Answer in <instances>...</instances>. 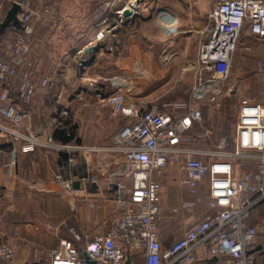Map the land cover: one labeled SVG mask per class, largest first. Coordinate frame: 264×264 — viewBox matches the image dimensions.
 Wrapping results in <instances>:
<instances>
[{
    "label": "built area",
    "instance_id": "2783aa9c",
    "mask_svg": "<svg viewBox=\"0 0 264 264\" xmlns=\"http://www.w3.org/2000/svg\"><path fill=\"white\" fill-rule=\"evenodd\" d=\"M205 1L209 7L207 24L192 67L194 84L188 99L140 110L135 104L127 103V96L132 93L128 84L116 79L109 92L100 80L93 79L86 91L100 98L112 118L124 117L131 122L121 129L112 147H85L57 143L51 136L43 139L41 130L25 131V117L13 98L14 89L4 84V80L19 77L21 85L16 94L22 103L36 95L39 88L31 81L32 69L26 55L35 23L52 19L53 11L43 1L33 10L31 0H0V27L13 3H19L22 9L18 15L22 24L20 35L3 38L2 46L9 50L10 57L4 60L0 54V118L4 121L0 124V134L13 145L21 144L16 149L19 154L46 147L59 157L69 153L105 155L102 165L88 166L90 175L82 180L85 185L94 184L102 198L114 199L119 211L118 219L105 236L79 249L74 242L81 241V236L73 232V240L62 241L59 248L48 253L46 264H86L83 253L95 264H125L128 258L135 264L132 257L136 255L144 256V264H254L255 257L249 251L259 244L258 229L248 225V220L255 208L264 204V104L248 99L240 102L231 153L225 152L226 139L221 140L216 151L198 150L188 134L201 123V107L214 101L231 82L239 49L264 70V0ZM133 2L121 11V17L127 9L132 12L131 18L141 13L140 4L134 8ZM114 30L112 27L97 34L99 48ZM251 39L254 43H248ZM171 58L168 53L163 56L164 62ZM86 62L80 64L82 76ZM47 83L44 80L41 85ZM69 113L63 106L57 118H66ZM201 156L207 162H202ZM245 157L259 161L253 187L237 173ZM11 164L15 165L16 161ZM172 168L179 173L180 186L192 194L196 195L200 185H204L207 207L213 213L189 228L181 240L165 248L160 239V179ZM95 169L100 170V178L94 174ZM55 180L69 196H77L75 179L63 170ZM88 204L100 208V203L91 197ZM195 206L196 202L185 200L174 212H187ZM119 239L126 245L120 244ZM18 246L17 237L1 244L0 261L17 264Z\"/></svg>",
    "mask_w": 264,
    "mask_h": 264
},
{
    "label": "crops",
    "instance_id": "0c3cea01",
    "mask_svg": "<svg viewBox=\"0 0 264 264\" xmlns=\"http://www.w3.org/2000/svg\"><path fill=\"white\" fill-rule=\"evenodd\" d=\"M120 3L122 9H125L132 0H121ZM201 9L199 11L188 9V7L187 10L182 7L174 9L161 5L154 12L152 20L139 24V27L134 18L121 17V13L108 15L106 23H100L99 19L89 22L93 13L86 16L77 13L72 18L69 16L71 14L60 12H53L50 20L36 22L31 38L32 48L42 46L44 50L48 47L58 52L56 56L50 58L49 62H45L51 66L56 65V71L53 74H47L45 71L31 70V81L38 86L39 90L27 103H22L16 94V90L21 85L19 77H9L4 80V84H9L14 89L12 90L13 98L25 117V131L41 130L40 135L43 139L51 136L57 143L66 144L57 139L56 134L59 131L69 130L67 121L72 118H57V112L63 106L74 112L77 99L87 92L86 86L93 79L106 83L104 85L109 92L113 90L112 81L116 79L128 84L131 88L133 51H140L142 47L146 52L145 58L143 57L146 69L143 81L146 85L151 83L155 87L151 90L146 88L147 90L145 89L136 97L127 96V103L135 104L140 110H147L152 105L162 106L164 103L187 100L191 89L181 94L183 99L180 100L174 96L168 100L167 91L157 94L153 90L160 87L163 89L167 87V84L170 85L176 81L177 73L184 65L186 69L195 65L199 41L203 38L201 35L207 24L209 7L206 1ZM111 27L116 28L99 48L97 34ZM18 35L20 30L12 27L7 29L3 38L6 36L13 38ZM136 35L139 38L136 39ZM253 41L248 40V43H254ZM90 48L96 51L87 54L86 51ZM242 50L239 49L238 53ZM169 52L172 58L164 62L163 56L165 53L170 54ZM245 54L249 56L247 52ZM7 59L4 58V60ZM35 61L38 62L36 59ZM84 61L93 62L87 66L85 75L82 76L80 64ZM44 80H47V86L41 85ZM94 97L100 102V98ZM100 105L97 108L99 110H96L100 113L99 119L92 118L90 123L87 122L84 125L74 123L76 124L74 140L68 144L85 147L114 145L117 134L131 120L124 117L112 118L109 110L101 103ZM87 108L84 107L79 112L82 111L83 115ZM101 108L106 109L104 116L100 111ZM117 119L124 124L119 130H116V125L113 123ZM0 124H4L1 118ZM92 134L95 140L89 144L87 140L92 137ZM20 145V143L13 145L9 138L0 134V245L13 237L19 239L16 263L46 264L48 253L59 248L62 241L73 240V232L81 236V241L74 242L79 249L84 248L95 238L105 236L118 219L119 211L116 203L114 199L102 198L97 187L90 182L85 185L82 178L90 175L88 166L102 165L106 156L69 153L59 157L52 149L46 147H38L34 152L19 154L16 149ZM231 145L233 152L234 143ZM68 159H73V162ZM199 159L204 163L207 162L205 157L201 156ZM13 161H16L15 165L11 164ZM242 161L254 162L259 171L258 159L245 157ZM60 170L75 179L77 196H69L56 182L55 176ZM94 174L100 178L99 169H95ZM178 181L179 173L176 168L169 170L160 179L161 219L165 213H169L177 218V224L181 227L174 242V239H168L162 232L160 239L165 248L181 240L189 228L206 215L213 213L207 207L203 184L195 195L187 188L180 186ZM201 192L204 193L205 203H202ZM24 194L30 198L27 200L28 203L21 204L20 197ZM89 197L100 203V208H91L88 204ZM185 200L196 202V206L187 212H174V208ZM21 209L24 210L23 213ZM248 225L258 229L259 241L258 246L251 249L249 253L255 257L254 264H264V204L255 208L248 220ZM118 242L125 245L121 239ZM144 260L143 255L132 257L135 264H144ZM0 264L4 263L0 261Z\"/></svg>",
    "mask_w": 264,
    "mask_h": 264
},
{
    "label": "rangeland",
    "instance_id": "374dc122",
    "mask_svg": "<svg viewBox=\"0 0 264 264\" xmlns=\"http://www.w3.org/2000/svg\"><path fill=\"white\" fill-rule=\"evenodd\" d=\"M39 1H43L44 6L47 9L53 12L71 14L69 16H71L72 18H74L77 13H82L85 16L93 13L89 22L98 21V19L100 23L104 22L108 15H113V13L118 14L121 13V11L123 10L122 5L120 3L121 0H31V8L33 10L39 8ZM133 1L135 0H132V2ZM139 1H141L139 3L141 6V13L134 18L135 23L138 24L137 27H139V24L141 23L151 21L152 17L154 16V12L158 8V6L163 5L174 9L182 7V9L186 10L188 7V9L190 8L191 10L195 9L199 11L202 10L201 8L203 4H205V0ZM105 30L106 29H104V31ZM16 37L17 36L13 38L11 36H6V38L11 39H14ZM137 38H139L138 35H136V39ZM29 42L30 48L28 54L26 55L28 67H30L32 70L36 69L37 72L45 71L47 74H53L57 69L56 65L51 66L50 64H46L45 62H49L50 58L52 56H56L58 52L52 51L48 47V49L46 48V50H44L41 48L42 46H37L36 49H34V47L32 48L31 45V39ZM2 44L3 39L0 41V54H2L3 58L10 57L9 50L6 47L2 46ZM145 54L146 52L143 50V47L140 49V51H133V60L131 66V76L133 77V82L131 85L132 93L128 94L129 97H136V95L139 96V94L144 92L146 88L148 90H151V88L155 87L154 84L150 83L146 85L143 81V76L146 71V69L144 68ZM35 59L38 60V62H36ZM188 59L187 61L189 62ZM188 65H190V62ZM102 84L106 83L102 82ZM193 84L194 76L192 72V67L186 69L184 65L179 69L176 81H174L170 85L167 84V87L165 86L163 87V89L160 87L161 89L159 88L156 90H152L157 94L166 93L167 91L168 100H171L173 96L174 98L180 100L183 99L181 94L189 92V90L192 89ZM245 99L251 100L256 103L264 104V70L259 69L256 66L254 60L249 56L247 57V54H245V52L242 50L238 54H236L234 62V74L232 76L231 82L229 84H226L221 94L214 101L210 103H205L200 109L202 118L201 123L196 124L194 131L188 134L189 138L193 139L194 141V147L216 151L217 146L221 142V140L226 139L227 148L225 149V152H232L231 144L235 134L238 108L240 102ZM77 101L78 102L75 105L74 112L73 110H71L69 115L66 116V118L71 117L73 123L80 125H84V123L87 122L90 123L92 118L96 120L97 118L99 119L100 113L96 110H99L97 108H99V106L101 105L96 97L86 92L81 96L80 99H77ZM83 106L88 107V110L85 111L82 115V111H79L82 108L84 109ZM91 109L94 111H92ZM100 111L101 113H103V116L106 114L105 108H101ZM93 112H95V114H93ZM113 123H115L116 125V130H119L120 128H122V126H124V124L118 121V119ZM94 140L95 138L92 134V137L88 138L87 142L90 144L94 142ZM242 160L243 159H241L240 164L237 168V173L239 177L242 178L245 182H247L250 187H253L256 183L255 180L256 175L258 174V168L254 164V162H244ZM9 197H12V195H9ZM28 198H30V196H28L27 194L22 195L20 197L21 204L23 202H27ZM201 200L202 203H205L206 201L203 192H201ZM23 212L24 210L21 209V213ZM161 220L160 235L163 232V235H165L168 239H174V242L177 238V235L181 231L180 225L177 224V218L172 217V215H169V213H165Z\"/></svg>",
    "mask_w": 264,
    "mask_h": 264
},
{
    "label": "water",
    "instance_id": "95a60500",
    "mask_svg": "<svg viewBox=\"0 0 264 264\" xmlns=\"http://www.w3.org/2000/svg\"><path fill=\"white\" fill-rule=\"evenodd\" d=\"M22 1V0H20ZM139 6V2L135 1L133 2V7L137 8ZM22 13V9L21 6L19 5V3H13V5L11 6V8L8 10L6 17L0 27V36L3 35L7 29L9 28H16L18 30H20L22 28V24L20 22V19L18 17V15ZM132 15V12L130 9H127L123 12V17L125 18H129ZM96 51L94 48H90L89 50L86 51L87 54ZM93 61H89L85 63V66H90L92 64ZM83 257L85 259L86 264H95L94 262H91L88 258V255L86 253H83ZM125 264H131V259L128 258L127 261L125 262Z\"/></svg>",
    "mask_w": 264,
    "mask_h": 264
},
{
    "label": "trees",
    "instance_id": "16d2710c",
    "mask_svg": "<svg viewBox=\"0 0 264 264\" xmlns=\"http://www.w3.org/2000/svg\"><path fill=\"white\" fill-rule=\"evenodd\" d=\"M4 34L0 36V41L3 39ZM67 126L69 127V130L59 131L56 134L57 139L61 140L62 142L66 143V144H68V143L72 142V140H74L76 124H74L71 119H68ZM233 143H234V141L232 140V144ZM125 245H126V243H125Z\"/></svg>",
    "mask_w": 264,
    "mask_h": 264
}]
</instances>
